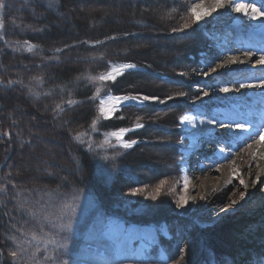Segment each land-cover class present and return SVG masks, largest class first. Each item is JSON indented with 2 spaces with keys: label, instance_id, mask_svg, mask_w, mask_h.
Returning a JSON list of instances; mask_svg holds the SVG:
<instances>
[{
  "label": "rangeland",
  "instance_id": "374dc122",
  "mask_svg": "<svg viewBox=\"0 0 264 264\" xmlns=\"http://www.w3.org/2000/svg\"><path fill=\"white\" fill-rule=\"evenodd\" d=\"M14 1H21L23 6L27 7L26 0ZM45 1L47 2V6H50L49 0ZM86 1L89 0H73L72 3L77 4L76 10L91 18L97 13H100V15L107 13L109 17L115 18L125 15L123 7L120 8L119 4L111 6V0H107L108 5L105 8L93 10L86 6ZM131 1L135 3L136 0ZM137 1L136 3L142 6L146 5L144 8L145 12L142 13V9H139L138 13H135L134 9L131 8L129 16L137 14L141 20L131 23L134 26L135 32L122 38H116L122 47L117 48L116 55L122 58H132L135 56L134 51L131 49H139L140 53L135 52V54H138L136 57L144 58L145 52L143 51H158L159 48V51H161L160 59L157 60L158 56L151 57V61L154 63L160 62L162 67L169 70L168 72L173 78L181 77L184 79L186 82L185 88L183 90L182 85H175V87L171 88L173 91L166 93L163 90L159 91L162 89L160 88V84L153 83L151 86H148L150 88L147 90L148 93H152L151 95H146L142 92L129 96H136L138 99L143 96L158 97V100L153 101L150 99L143 101L142 104L133 102L126 104L113 98L127 95L117 96L105 90L104 83L114 80L99 79L100 76L106 75L111 70L99 75L96 79V82L100 85V96L97 98L99 108L98 121L99 119L101 121H108L117 117L121 113L122 108L126 106L132 107L125 111V114H129L137 112L138 108H141L145 104L149 103L153 105L152 108L150 107L147 110L150 113L149 116L152 118L149 127L146 123L135 122L130 128H121L128 130L122 137L123 141H136L131 148L126 149L122 147L121 139L111 135V133L118 132L121 129L100 135H97L95 132L79 135L82 143L88 142V147L99 158V162L102 163L105 173L110 174L108 176L111 177L113 173L115 174L116 169L118 171V169L122 168L124 179L131 178L133 180L130 181L131 186L129 184L122 194L117 193L113 196V199H116V202L122 207L121 213L128 220L115 216L98 217L100 216L99 212L97 215H92L90 210L93 202L88 194L81 191L73 192L67 197V200L66 198L62 200L61 197V201L58 202L56 208L48 216V223L49 226L57 227L58 235L59 233L62 235L59 237V240H62L59 246L62 245L65 249L62 264H195L194 260L200 258L202 255L207 258L203 262L200 261V263L219 264L214 259L211 251H209L206 242L199 235L204 231L244 219L245 221L246 219L249 221L245 230L250 236L257 234L259 229L264 227V160L261 157L254 159V166L259 165L260 162L261 165L257 169L251 165L250 171L247 172L248 170L245 171L243 167L239 166L238 162H235L234 155L231 154L234 147L232 146L230 149L226 148V145L229 143H233L234 146L236 145L233 138L235 136L236 138H240L239 134L231 137L232 133L222 131L218 132V137L210 139L208 133L200 130V132L192 137L189 124L185 123L181 125L179 121L182 115H190L195 117V119L203 118L202 115L209 116L210 114H216L218 116L219 110H216V107H218L216 104H221L222 99H226L227 96L219 91L220 88L227 87L230 92L232 91V95L240 94V90L236 91L237 88L226 84L232 83L233 79L231 75L225 78L219 76L213 77L218 73V70L217 72H212L211 67H206L205 64V61H213V66L219 68L222 62H218L216 58L225 52L221 47L223 42L230 45L231 40H233L232 32H229V29L223 32L221 28L215 27L216 23L213 21L217 22V20L223 18L218 14L213 15V17L205 15L199 22L195 21L192 9L194 8L197 12H200L199 7L200 5H204L206 0ZM238 3V5H242L240 0ZM149 4H151V8L148 10ZM258 5H260L258 9H263L264 4L258 1ZM131 7L133 6L131 5ZM248 9L245 6V10ZM30 12L33 18H39L44 15L31 9ZM228 12L230 14L233 13L229 9ZM59 19L60 23L56 25L67 22L68 16L60 15ZM260 21L263 22L262 19ZM122 22V20L117 19V24L123 26ZM185 24L188 25L187 28L184 27ZM221 25L224 26L225 24H220L219 26ZM19 30L25 33L29 29L23 26L19 27ZM201 32L203 35H206L210 43L208 49L203 54L201 53L202 64L196 69L194 66L188 64L189 67L187 69L189 70L190 68V72H180V70L184 69L181 67L185 63L183 61L184 54H186L189 48V43L194 41L192 34H195L196 37V34ZM33 33V31L30 32V34ZM219 37L231 38L224 41L220 40ZM0 38H3L1 33ZM3 42L7 47H11L13 51H28L29 53L43 51L39 46L29 41L19 40L18 42L11 43V45L6 41ZM84 45L92 46L88 43ZM30 46H32L31 51L28 50ZM89 48L91 49L92 47ZM229 55L234 57V55ZM65 58L70 60L85 59L84 56L82 57L79 54L66 56ZM222 64H224V61ZM255 66H258V63L256 64L252 60L246 66V68L248 67L252 71V75L248 76L247 79L256 75L253 71L255 70ZM174 68H177V71L180 73L173 71L175 70ZM202 68L208 72L207 76L200 71ZM126 72H131V70L124 71L122 75ZM181 73H184V75H180ZM122 75H116L115 79ZM188 86L194 92V97L191 101L187 92H185ZM181 92L185 93V95L180 96L179 93ZM203 92H208L209 96H203ZM160 93L162 96L159 95ZM15 96L21 97L19 94ZM169 96L172 99H168ZM159 100L166 102L160 103ZM175 101H181L177 105L185 109V112L179 117V113L175 108H172ZM108 103L112 104V107H109V109L115 106V110L106 116L104 111L108 109ZM188 105H192L191 110ZM231 105L235 107V104ZM40 107L41 113L47 115V108L45 106ZM225 107L228 108L227 105ZM241 109L244 108L242 107ZM261 110L264 111L263 109ZM250 113L252 115V110H250ZM176 117L178 119L175 120ZM252 118L256 119L253 116ZM28 119L30 123H37L40 126L43 124V126L40 127L37 133L34 132L32 135L34 146L17 156L18 158L21 155L23 159L22 168L25 170V173L28 176L35 175V177L41 174L43 171L39 169L44 167V162L42 164L43 157L51 161V163L47 162L45 164L46 167L59 176L63 182L66 181L70 173L75 174L81 179L79 173L80 167L74 161L75 155H70L71 157L68 155L70 159L67 162L57 160L55 157L59 155L58 153L62 151V148L65 151H69L70 149L67 146L69 144L63 138L65 131L64 123L61 125L51 123L46 119L39 120L32 114ZM256 120L258 125L262 121L261 119L258 120V118ZM137 124H142L143 127L136 128L135 125ZM174 125L178 126L175 127ZM222 127L220 126V128ZM143 128L148 129L145 134L146 139L136 140L130 136L132 133L140 131ZM178 131L179 135H176ZM199 133L201 135H198ZM94 135L96 137H93ZM240 135L243 137L242 134ZM41 136L43 137L40 138ZM176 136H179V138H176ZM211 136L214 137V135ZM257 141L262 143L264 148V141H260L259 137ZM138 144H141L139 153H135V155L129 154ZM221 149H223L222 152ZM0 151H2L1 145ZM228 151L232 152L229 153ZM226 152L230 154L225 156L227 157V161H222L221 158H218L219 154L226 155ZM237 155L243 158V164L246 161V163H249L251 156L247 155L243 157L244 153L242 152L237 153ZM132 157L135 161L141 160V166H136V163L131 164ZM169 161L175 162V165L169 164ZM128 162L131 165H128ZM231 163L232 165L229 166ZM13 167L15 168V166ZM234 173H236L235 176ZM241 180L244 182L243 185L240 182ZM135 181L138 183H134ZM146 181L148 183L142 184ZM134 191L137 192L136 195L131 194ZM242 194L244 196L243 199H241ZM181 197H186L188 200V204L183 208L178 207ZM44 198L46 199V205L50 203V206L47 207L48 209L52 208V202L58 201V197L56 196L45 195ZM157 209L163 216L165 212H168L169 220L173 223H137L141 222V218L147 217V213L156 212ZM97 217L98 219H96ZM69 225L71 226V230H69ZM133 229L147 231L148 237L153 240V244L149 245L151 246L150 252L146 253L141 259L130 254L132 252L131 248L139 246L144 242L148 243L146 239L144 240L146 237H141L137 240L132 239V241L131 238H127V244H123V238L129 235ZM117 233L118 235H116ZM118 237L119 239H117ZM259 253L261 254L253 258L242 257L246 259H243L244 261L237 258L227 259L228 261L226 260L225 264H264V250Z\"/></svg>",
  "mask_w": 264,
  "mask_h": 264
},
{
  "label": "trees",
  "instance_id": "16d2710c",
  "mask_svg": "<svg viewBox=\"0 0 264 264\" xmlns=\"http://www.w3.org/2000/svg\"><path fill=\"white\" fill-rule=\"evenodd\" d=\"M26 1L27 7H24L21 1L2 0L5 7L0 8V33L3 36L0 38V145L2 146L0 151V189H2L0 190V264H62L65 250L62 245L59 246L62 241L59 237L62 235L60 233L58 235L57 227L49 226L48 223V216L61 201V197L62 200L65 198L67 200L73 192L82 191L88 194L93 202L90 210L92 215H97L99 212L98 217L115 216L128 220L121 213L122 207L116 199H113V196L117 193L122 194L131 183L130 181H133L131 178L124 179L122 168L118 171L116 169L111 177L108 176L110 174L105 173L99 158L88 147V142L82 143L76 137L83 133L95 132L100 135L121 128H130L135 122L146 123L149 127L152 122L147 110L153 105L149 103L138 108L137 112L129 114H125V111L132 107H123L117 117L108 121L100 119L98 121L97 98L100 96V85L96 82L97 77L111 70L112 66L120 64L131 63L142 68L143 70L126 72L114 81L104 83L105 90L117 96H129L142 92L151 95L152 93H148L147 90L153 83L160 84L162 89L159 91L170 93L175 85H182L184 90L186 82L181 77L173 78L169 70L162 67L160 62L151 61V57L158 56L157 60L160 59L159 48L158 51H143L144 58L136 57L138 54L135 52L140 53L139 49H131L135 56L132 58L116 55L117 48H122L116 38L135 32L131 23L141 20L137 14L129 16L131 8L135 13H138L139 9H142V13L145 12L146 5L136 3L137 0L135 3L131 0H111V6L119 4L118 6L123 7L125 12V15L117 18L109 17L107 13L94 14L93 18L86 16L76 10L77 4H73V0H49L50 6H47L45 0ZM85 3L91 10L102 9L108 5L107 0H89ZM150 8L151 4L147 9ZM30 9L44 15L33 18ZM60 15L68 16V21L56 25L60 23ZM117 19L123 21V26L117 24ZM23 26L34 33L30 34L29 30L25 33L19 30V27ZM201 34L202 32L196 34V37L192 34L194 41L189 43V48L184 54L185 63L181 66L184 69L180 72L189 73L188 64L195 69L202 64L201 53L208 49L210 43L206 35ZM19 40L29 41L43 51L31 53L13 51L3 42L6 41L11 45ZM87 43L92 46L84 45ZM75 54L84 56L85 59L65 58ZM161 57L163 58L162 55ZM173 71L180 73L177 68ZM185 92L191 101L194 92L189 86ZM16 94L21 97H16ZM159 95L162 96L161 93ZM69 101L75 103L70 104ZM179 102L181 101H175L172 106L179 113L178 117L185 112L183 107L177 105ZM40 106L47 108V115L41 113ZM188 107L192 109V105ZM31 114L39 120L46 119L61 125L64 123L63 138L70 149L65 151L62 148L59 155L55 154V157L57 160L67 162L72 155H75L74 161L80 167L81 179L70 173L63 182L46 167L45 164L51 161L43 157L42 164L44 162L45 168H38L43 171L41 174H36L37 177H35L25 173L22 168L23 159L19 155L18 160L17 156L34 146L32 135L43 126V124L40 126L37 123H30L28 117ZM147 131L148 129L143 128L130 136L136 140H143L146 139ZM176 135H179V131ZM140 146L141 144H138L129 154L139 153ZM171 162L169 161V164L175 165V162ZM133 163H136V166L142 164L141 160L135 161L132 157L131 164ZM107 181H109L108 184ZM146 183L148 181L142 184ZM45 195L58 197L57 202H52V208H47L50 203L46 205ZM31 213H35V216ZM167 213L165 212L163 216L157 209L156 212L147 213L148 216L141 218V222L137 223L171 224L173 222L169 220ZM248 222L244 219L228 223L204 231L199 237L206 242L209 251L219 264H225L227 259L233 258L244 261L246 259L242 257L253 258L264 250V227L259 229L257 234L250 236L245 230ZM33 236L36 239H33ZM13 251L17 253L15 260L10 255ZM206 258L202 255L194 262L202 264L200 261L203 262Z\"/></svg>",
  "mask_w": 264,
  "mask_h": 264
},
{
  "label": "bare ground",
  "instance_id": "6f19581e",
  "mask_svg": "<svg viewBox=\"0 0 264 264\" xmlns=\"http://www.w3.org/2000/svg\"><path fill=\"white\" fill-rule=\"evenodd\" d=\"M259 1L262 4H264V0H259ZM222 2L224 3L223 8H220L217 6V0H206L204 5H202V6L200 5L199 8H200V11H203V9L212 10V11H210V14L208 15L209 17H213V15H217V14L221 15L223 18L217 20V22L213 21L214 23H216L215 27L221 28L223 30V32H224V30L226 32L227 29H229V32H232L233 40H231L230 45H229V43L226 44L225 42H223L221 47L223 48V51H225V52L223 54H221L220 57L216 58V60L218 62L223 63V61H224L225 68H231V69L235 70L232 74H230L232 79H233L232 83L230 82V83H226V84L231 86V87H234V88H238L240 83H244L245 85H248V84L258 85L261 80H264V64L259 63V58L261 56H264V49H262L259 46L255 47L251 43L244 44L242 38L248 37V36H254V35H259L263 38L264 37V26H262V25H264V17L260 18V19H262L263 22H261L260 19H257V20L249 19V17L252 15V7H249L248 10H245L247 12V15H245L244 12L235 11V8L237 6H239L238 5L239 0H234V3H233L234 5L231 2H229L228 0H222ZM254 4L258 5V3H255V2H254ZM256 5H254V6H256ZM228 9L231 10L233 13L230 14L228 12ZM260 10L264 11V7H263V9H260ZM220 24H225V25L219 26ZM229 38H231V37H229ZM229 38H227V37L220 38L219 37L220 40H224V41H226V39L230 40ZM262 41H264V40H262ZM254 47L257 48L258 50L253 51ZM229 54L234 55V57L230 56ZM233 59L237 60L238 62L236 64H229L228 62L230 60H233ZM251 60L255 61L256 64L258 63V66H255L254 67L255 70H253L256 75H253V77H250L247 79L248 76L252 75V71L250 69H248V67L246 68V66H248V64ZM239 61H243L244 63H239ZM216 69L218 70V73H220V74L222 72L224 73V71H225V69H222L220 66H219V68H216ZM223 73L221 75L220 74L218 75L216 73V75H214L213 77L219 76L221 78H225L226 76H229V75H225ZM236 80H237V82H235ZM221 85H222V83H221ZM224 94L227 95L226 99H222L221 104H216V103L215 104L218 107L227 105L228 109H230L232 112H236V109L234 107H232L231 104L233 103V105L235 104V106L238 105L239 110H240L239 111L240 115H238L237 120L236 121H229V122L223 121L224 123H220V122H222V120H220L216 114H213V115L210 114L209 116L208 115H202L203 118L195 119L193 121V123L196 125L195 127H192V125H189L192 137H194L196 135V133H198V132H200V130H202V132L208 133L210 135L209 136L210 139H215V137H218V134H219L218 132H222V131L228 132L227 127L224 125L234 126L235 123H244L245 126H248V124L250 123L251 128H254L256 126V119L254 120V119L247 116L248 113L250 112V110H252V113L256 114V117L264 118V111H257L258 109L264 110V99H263L264 88H260V87L249 88L246 86L245 88L240 89L239 95H236V94L232 95V91L230 92V90L228 93H224ZM252 100L256 101L255 104L253 106L247 104L248 105L247 106L246 103L248 101H252ZM108 104L109 105L107 108L109 109V107H112V104L111 103H108ZM218 107H216V108H218ZM242 107L244 109H241ZM209 119H215L216 123L215 124L201 123L202 121H207ZM258 120H260V119H258ZM220 126L226 127V129H222L223 127L220 128ZM196 130H198V131H196ZM251 133L253 135H252V138L250 139L249 133L234 131V132H232L231 137L232 136L234 137L235 135L239 134L240 138H236V136L233 138L234 142L236 144L235 146L233 143H229L228 145H226V148H228V149L232 148V146L234 147L233 153H231L232 151L231 152L228 151V152L234 155L235 162H238L239 166L243 167L245 171L248 170L247 172L250 171L251 165H252V167H255L256 169L261 165V162H260L259 165L254 166V162H253L254 159L261 157L262 160H264L263 159L264 158L263 145H262V143L257 141V138L259 137V135H256L255 131L254 132L251 131ZM240 134H242L243 137H241ZM198 135H201V134H198ZM211 135H214V137H212ZM249 145H251V146L249 147ZM260 151H263V152H260ZM239 152L244 153L243 157H246L247 155L251 156L250 161L248 159L249 163H246L247 162L246 161L243 164V162H244L243 158H241L240 156L237 155V153H239ZM229 153L226 152V155H224V154L220 155L219 154L218 158H221L222 161H227V157H225V156H228ZM231 165H232V163L229 164V166H231ZM229 168H228V170H229ZM228 170H227V174L229 173ZM116 235H118V233ZM141 237L149 238L148 232L145 230L133 229L132 232L129 233V235H127L125 238H123L124 239L123 244H127V242H128L127 238H131V241H132V239L137 240L138 238H141ZM117 239H119V237Z\"/></svg>",
  "mask_w": 264,
  "mask_h": 264
},
{
  "label": "snow or ice",
  "instance_id": "6c2138e0",
  "mask_svg": "<svg viewBox=\"0 0 264 264\" xmlns=\"http://www.w3.org/2000/svg\"><path fill=\"white\" fill-rule=\"evenodd\" d=\"M217 6L220 7V8L224 7V3L222 2V0H217ZM3 7H5V5L3 4L2 0H0V8H3ZM210 11H212V10L203 9V11L197 12L194 8L192 9V12L194 14L196 22H199L202 19L203 16L209 15ZM235 11L244 12V14L247 15V12L245 11L244 5L237 6L235 8ZM261 17H264V11H261L260 9H258L257 7H255L253 5V7H252V15L249 17V19L257 20V19H260ZM262 26H264V25H262ZM184 27L187 28L188 25L185 24ZM28 50L31 51L32 50V46H30L28 48ZM237 62H238L237 60L233 59V60H230L228 63L229 64H236ZM213 63H214L213 61H205L206 67H211L212 72H217V69H216V67L213 66ZM239 63H244V62L243 61H239ZM259 63L264 64V56H261L259 58ZM135 67H136V65L135 64H131V63H125V64H120L118 66H112L111 71H109L107 73V75L100 76L99 79L100 80H115L116 75H122L125 69H134ZM220 67L222 69H225V71L223 73L225 75H230V74H232L235 71V70H233L231 68H225L224 64H221ZM200 71L203 72V74L205 76L208 75V72L205 71L203 68ZM217 74L219 75L220 73H217ZM180 75H184V73H181ZM246 86L249 87V88H252V87L264 88V80H261L258 85H252V84L245 85L244 83H240L239 87L236 89V91H239L240 89H243ZM219 91L224 92V93H228L229 89L227 87H223V88H220ZM179 95L183 96V95H185V93L181 92V93H179ZM203 96L207 97V96H209V93L208 92H203ZM113 99H115L117 101H120V102H123V103H126V104L128 102H133V103H136V104H142L143 101H148L150 99L155 101V100H158L159 98L158 97L143 96L140 99H138L136 96H124V97H114ZM168 99H172V97L169 96ZM159 102L160 103H165L166 101L159 100ZM69 103L71 104V103H75V102L74 101H69ZM102 103H103V101H102ZM114 110H115V106H113V108L107 109L106 111H104L102 109V111H104V114L106 116L110 112H112ZM194 120H195V117H193V116L182 115L180 117V121L179 122H180L181 125H184L185 123H187L189 125H192V127H195L196 125L193 123ZM201 123L215 124L216 121H215V119H209L207 121H202ZM224 126L227 127L229 133H232L234 131L245 132V133H249V138L250 139L252 138L253 134L251 133V124L250 123L248 124V126H245L244 123H235L234 127L230 126V125H224ZM135 127L136 128H142L143 125L142 124H137V125H135ZM127 131H128L127 129H121L118 132L111 133V135L117 137L118 139H121V146L126 148V149L131 148L136 143V141H134V140L123 141L122 137L127 133ZM255 134L259 135V138H260L261 141H264V130H259L258 129L257 133H255ZM76 139H79V137H76ZM250 146L251 145H249V147ZM222 151H223V149H221V152ZM235 175H236V173H234V176ZM240 182H241L242 185L244 184V182L242 180ZM0 190H2V189H0ZM131 194L132 195H136L137 192L134 191ZM243 198H244V196L242 194L241 195V199H243ZM187 204H188L187 198L186 197H181L180 198V202L178 204V207L183 208ZM31 214L33 216H35V213H31ZM69 230H71V226L70 225H69ZM33 239H36V237L33 236ZM10 255L12 256L13 260H15L16 257H17V253L15 251L11 252Z\"/></svg>",
  "mask_w": 264,
  "mask_h": 264
},
{
  "label": "water",
  "instance_id": "95a60500",
  "mask_svg": "<svg viewBox=\"0 0 264 264\" xmlns=\"http://www.w3.org/2000/svg\"><path fill=\"white\" fill-rule=\"evenodd\" d=\"M129 69H125L124 71H128ZM135 70H142V69H135ZM107 75V74H106Z\"/></svg>",
  "mask_w": 264,
  "mask_h": 264
}]
</instances>
